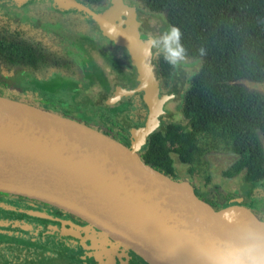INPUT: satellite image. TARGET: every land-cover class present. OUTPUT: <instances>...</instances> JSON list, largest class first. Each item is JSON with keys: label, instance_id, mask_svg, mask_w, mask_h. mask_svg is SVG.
<instances>
[{"label": "water", "instance_id": "obj_1", "mask_svg": "<svg viewBox=\"0 0 264 264\" xmlns=\"http://www.w3.org/2000/svg\"><path fill=\"white\" fill-rule=\"evenodd\" d=\"M54 1L86 12L103 35L127 49L138 84L117 86L107 103L143 91L148 117L131 128L127 145L85 122L0 94V192L70 212L147 264H204L195 238L224 231L225 213L257 223L262 218L240 200L215 209L191 181L172 178L142 159L140 150L173 94L160 95L153 55L143 53L153 35L142 38L134 8L124 0H110L101 11L82 0ZM112 25L117 33H109Z\"/></svg>", "mask_w": 264, "mask_h": 264}, {"label": "trees", "instance_id": "obj_2", "mask_svg": "<svg viewBox=\"0 0 264 264\" xmlns=\"http://www.w3.org/2000/svg\"><path fill=\"white\" fill-rule=\"evenodd\" d=\"M82 1L90 5L102 0ZM142 1L153 11L165 12L168 23L177 26L182 33L186 57L202 61L184 95L182 113L187 124L170 121L164 130L154 131L140 151L142 159L177 179L174 155L193 164L208 149L201 147L200 141L209 136L239 157L225 171L227 176L244 171L246 181L261 185L264 181V149L258 132L264 134V95L231 82L242 77L254 81L264 78V0ZM200 48L204 49L203 55L198 51ZM0 60L32 69L42 67L47 61L40 44L29 39L22 30L2 23ZM160 67L161 74L168 76L172 66L162 59ZM18 88H21L20 84ZM46 88L55 89L53 86ZM0 94L71 117L64 111L46 106L37 92L31 89L17 92L3 79H0ZM77 120L89 124L84 117ZM113 137L125 143L124 138ZM192 184L197 195L215 209L234 203L231 195H215L213 191L203 193ZM250 208L264 218V210ZM0 238V245H6L4 238L16 239L5 234H0ZM13 242L19 243L18 240Z\"/></svg>", "mask_w": 264, "mask_h": 264}, {"label": "rangeland", "instance_id": "obj_3", "mask_svg": "<svg viewBox=\"0 0 264 264\" xmlns=\"http://www.w3.org/2000/svg\"><path fill=\"white\" fill-rule=\"evenodd\" d=\"M127 1L138 10L144 32L158 34L170 25L165 12L153 11L142 0ZM108 2L104 0L94 7L102 8ZM0 23L22 30L29 39L43 46L49 55L48 65L34 71L0 60V79L6 80L17 92L31 88L50 108L85 117L90 122L110 124L124 132H128L133 124L144 122L147 109L139 95L125 98L117 104H106V97L115 85H134L133 67L127 50L107 39L86 13L76 8H59L54 0H0ZM156 55V62L163 58L162 53L156 52ZM81 61L85 68H82ZM201 64L199 58L186 57L182 64L171 67L168 76L161 77L165 91L173 92L174 96L163 106L165 111L159 130H164L170 121L187 124L182 113L184 95ZM52 73L64 79L73 78L79 84L88 82V85L79 86L78 92L42 89V83L49 82ZM32 82L38 87L30 86ZM231 83L264 95V78L254 81L242 77ZM19 84L21 88H18ZM258 134L264 149V134L261 131ZM200 145L208 149L193 164H187L174 155L177 179L193 182L203 193L213 191L215 195H231L233 202L240 200L248 207L264 210V181L255 186L245 180L244 171L227 176L225 171L238 160V155L209 136L202 138ZM35 242L44 253L40 258L44 259L30 264H75L70 259L57 258L50 240L37 238Z\"/></svg>", "mask_w": 264, "mask_h": 264}, {"label": "flooded vegetation", "instance_id": "obj_4", "mask_svg": "<svg viewBox=\"0 0 264 264\" xmlns=\"http://www.w3.org/2000/svg\"><path fill=\"white\" fill-rule=\"evenodd\" d=\"M103 1L104 0H102L101 3L98 4H102ZM124 2L129 6H131L133 9L132 6L133 4L131 2H128L127 0H124ZM109 3L110 0L108 4H106L104 7L99 9H96L94 7V4H90V5L87 3L86 4L89 5L95 11H101L102 9L107 7ZM134 14L136 15L137 20L140 22L139 30L141 32L142 38L145 39L148 34L155 35L151 31L144 32V30L142 29L143 22L139 18V13L137 9H134ZM87 15L91 17L89 14ZM92 20L99 28L96 21L93 18ZM106 38L109 39L108 37ZM115 45L121 48H125L117 44ZM42 48L44 54L46 55L47 61L42 67L38 69L25 67L28 69V71L40 70L41 68H44L48 65L49 55L46 53V50L43 46ZM155 56H157L156 52L153 54V63L155 66V73L159 80L160 95L172 93L174 96L173 92L165 91V84L162 82L161 79V77H165V75L161 74V67H160V62L163 58L157 60L156 62ZM81 64H82V68L83 67L85 68L82 61ZM133 72H134V68H133ZM51 77L52 79L49 80V82L42 83L41 86L42 89L47 90L48 89L46 88L47 86H53L57 91L64 90L69 92H75V91L78 92L80 87H87L88 85V82L79 84L76 83V81L73 80V78H71L72 80L66 78L64 79L62 78L63 76L56 75L54 73H52ZM134 80L135 83L132 86H128V85L124 86L119 84L115 85L112 93L106 97L105 100L106 104H108L107 99L114 94V91L117 86L130 87V88H134L137 86L138 81L135 72H134ZM29 85L37 86V83L32 82L29 83ZM143 93H144L143 91H139V92H135L132 95L121 96L118 99V101L108 105L117 104L125 98H132L136 95H139L142 104L147 109V116H146L147 119L149 108L143 99ZM43 103L46 104L44 101ZM67 114L70 115L69 113ZM163 114L161 115V117L163 116ZM70 116L75 119L78 118L74 115H70ZM161 117H160V123H161ZM146 119L144 120V122L135 123L132 126H130L128 132H124V130L118 129L114 126H111L110 124L101 123V122L94 123L88 121L87 119L86 121L89 123L88 125H91L92 127H95L101 131H105L111 136H118V137L120 136L124 138L125 143L127 145H130L132 140L131 128L144 125ZM0 234L9 235L16 238L15 240H12L10 238L8 239L4 238L7 240L6 241L7 243L6 245H0V264H30V263H34L35 261L43 260L44 258H40V257L44 253L41 251V249L38 246H36L38 245L35 242L37 238L42 240L43 239L50 240L52 242L50 243L52 244L51 246L54 247V249L56 250L57 258L70 259L71 261L75 262V264H147L144 261L138 259L131 252L118 246L114 242V240L106 236L99 229L90 225L84 219L70 212H67L63 209H60L54 205L21 195L0 192ZM16 240H18L19 243L15 244L13 242ZM5 260H7L8 262L6 263Z\"/></svg>", "mask_w": 264, "mask_h": 264}, {"label": "clouds", "instance_id": "obj_5", "mask_svg": "<svg viewBox=\"0 0 264 264\" xmlns=\"http://www.w3.org/2000/svg\"><path fill=\"white\" fill-rule=\"evenodd\" d=\"M109 33H117L112 25ZM130 43V42H129ZM199 53L204 54L200 48ZM162 53L163 60L173 68L182 64L187 50L182 33L175 25H167L151 36L143 48L146 56ZM228 227L220 233H209L195 238V250L204 264H264V218L260 222L240 218L234 211L225 213Z\"/></svg>", "mask_w": 264, "mask_h": 264}]
</instances>
